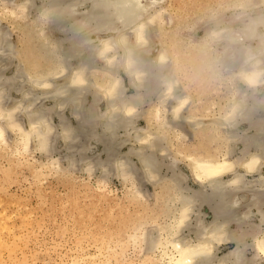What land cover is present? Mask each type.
Here are the masks:
<instances>
[{
	"label": "bare ground",
	"instance_id": "obj_1",
	"mask_svg": "<svg viewBox=\"0 0 264 264\" xmlns=\"http://www.w3.org/2000/svg\"><path fill=\"white\" fill-rule=\"evenodd\" d=\"M36 1L0 0L21 27L23 43L17 51L0 18V151L7 147L18 158L33 151L49 156L62 139L67 154L49 156L38 171L57 174L78 165L89 174L98 170L101 179L86 193L105 199L113 195L106 178L114 172L124 188L118 204L143 210L109 236L113 243L98 246V255L83 254L80 262L264 264V0H230L228 17L208 4L212 13L200 40L186 52L178 41L173 49L162 43L154 55L165 0ZM86 4L90 9L77 16ZM56 32L62 36L55 38ZM171 50L192 63L194 75L207 72L217 79L228 67L227 90L203 109L207 116L190 110V95L167 63ZM16 57L9 75L7 61ZM180 58L175 57L176 70ZM98 69L102 74L95 77ZM121 70L134 89L129 96ZM156 92L158 101L150 102L141 126L140 109ZM190 131L199 135V144L188 152ZM180 160H186L192 178ZM147 183L161 190L150 192ZM227 242L235 247L222 253ZM135 252L139 255L128 258Z\"/></svg>",
	"mask_w": 264,
	"mask_h": 264
},
{
	"label": "rangeland",
	"instance_id": "obj_2",
	"mask_svg": "<svg viewBox=\"0 0 264 264\" xmlns=\"http://www.w3.org/2000/svg\"><path fill=\"white\" fill-rule=\"evenodd\" d=\"M217 1L221 3L219 7ZM229 1L230 0H165L163 2L165 5L162 14L163 20L161 19V23L163 22V24L161 25L160 23L157 25V34L153 44L154 50L152 51V55L156 53L157 48L162 43L170 49H173L171 48V46H173V41L181 43V46L184 47V52L188 51L187 46L194 41L200 40L205 34V22L208 21L212 13L210 11L211 9L206 6L212 4L214 7L218 8L217 10H220L221 14H225V16L228 17L233 12V10L231 8L229 9V6H227L229 5ZM67 2L72 3L73 0H67ZM35 4L40 5V0L36 1ZM89 9L90 4L80 6L77 16L84 15ZM9 10V7L5 6L3 3L0 4V15H2L0 16L1 22L10 33V39L15 43L17 51H21L23 50V43L19 41V36L22 34V30L16 22L11 21ZM34 13V10H32L31 15ZM24 22L25 21L22 20L21 23ZM194 29L197 30L195 31ZM61 33L56 32L52 35L57 38L62 36ZM66 46H70L69 41H67ZM178 53L179 52L171 50L170 60L168 59L167 63L170 62V66L174 68V74L177 76L178 83L183 88L182 91L184 94L187 93L190 95V110L199 117L202 116V114L207 116L208 112L203 109L207 105L217 101L218 97L227 90L223 80L228 78V67L226 66L221 69L222 76H219L217 79H212L207 72L196 73L194 75L192 63L184 62L180 58L182 57L181 54L179 55ZM175 57L180 58V69L178 70L175 69ZM17 61V57L7 61V74L10 75L14 71ZM9 62L12 66H9ZM96 65L102 67L103 62L97 60ZM94 73L95 77H100L102 71L98 69L94 70ZM120 77L126 86L125 94L128 96L133 94L134 89L123 70L120 71ZM38 91L39 93L43 92L41 90ZM12 95L13 97H19L20 93L13 92ZM157 97V92L151 94L141 107L140 111H145L138 122L141 126H146L147 111L150 107V102L155 100L158 101ZM88 98L92 100V93H89ZM44 102L46 106L52 104V101L48 99ZM104 104V101H102L100 105L101 109L105 108ZM66 114L71 120V123L76 122L75 117L70 115L69 111H67ZM189 133L192 138L190 140L186 138L184 142L187 151L191 152V150H198L195 145L196 143L197 145L199 144V135L195 137L191 131ZM8 136L9 138L13 137V133L10 132ZM212 145L213 144L210 142L206 147L211 150L212 148L210 147ZM54 146L55 149L49 156L59 157L60 155L59 158H61L63 153L67 154L62 139H57ZM96 149V152L101 151V146L99 145ZM172 149L176 150L177 146H172ZM126 150H128L127 145L121 148L122 152ZM31 153L22 155L20 159L12 155L7 147L2 148L0 151V214L2 215L0 217H2L1 221H3L0 227V264H71V262L73 263L74 259H76L74 256L77 257L79 261L77 262L78 259H76V262L73 264H83L80 262L81 257L83 258V256H86V259L91 254L98 255V246H101V244H104L102 246H106L107 242L108 244L113 243L109 236H112L117 229L131 224L135 220V216L142 213V208L136 207L135 205L121 207L120 204H118V200L124 193V188L120 178L117 177L114 172H111V175L109 174L108 178H106L108 186L113 190L112 197L105 199L102 196L99 197L97 193V195L89 197L86 192L101 179L98 170L89 174L79 169L80 165H78L76 166L78 170L75 168L73 170L69 169L63 173L55 174L50 172L48 174L45 170H43V172L38 171V166L40 163L48 162L51 157L39 151H33ZM77 156L79 157V155ZM104 156V154L101 155L102 158ZM7 166L9 168H7ZM65 166H67L66 163ZM180 166L191 177V172L186 166V160H180ZM189 180L192 183V180ZM146 187L150 192L161 190L159 187L155 189L156 186H153L151 183H147ZM2 188L4 189L2 190ZM151 199L152 197L150 198L149 196V200ZM110 208L112 210H110ZM160 208H162V206ZM81 211L85 212V215L79 216ZM9 216L10 220L8 221ZM102 237L105 238V240H103L104 242L102 241ZM110 240L111 242H109ZM251 240L250 237L246 239L247 242H251ZM83 246L84 248H82ZM95 246H97V248ZM234 247L235 244L233 242L223 243L221 251L223 253ZM103 250L106 254L105 249ZM103 250L100 251L101 254ZM138 255L139 252L129 253L128 258ZM103 259L105 260V256ZM106 260L105 262L107 263ZM110 262L112 264L117 263L114 259L112 261L110 259ZM86 263L88 264L89 262L87 261L84 264ZM120 263L128 264L127 260Z\"/></svg>",
	"mask_w": 264,
	"mask_h": 264
}]
</instances>
